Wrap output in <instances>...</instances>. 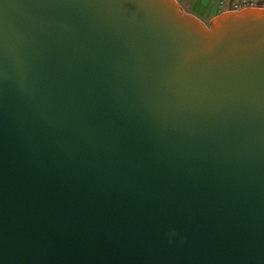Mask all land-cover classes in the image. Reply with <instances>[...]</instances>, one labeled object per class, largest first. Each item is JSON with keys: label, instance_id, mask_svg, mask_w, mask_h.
I'll return each mask as SVG.
<instances>
[{"label": "water", "instance_id": "water-1", "mask_svg": "<svg viewBox=\"0 0 264 264\" xmlns=\"http://www.w3.org/2000/svg\"><path fill=\"white\" fill-rule=\"evenodd\" d=\"M0 264H264V8L0 0Z\"/></svg>", "mask_w": 264, "mask_h": 264}, {"label": "crops", "instance_id": "crops-1", "mask_svg": "<svg viewBox=\"0 0 264 264\" xmlns=\"http://www.w3.org/2000/svg\"><path fill=\"white\" fill-rule=\"evenodd\" d=\"M187 13L197 16L204 24L216 15L232 9V0H177ZM249 7L264 8V0H251Z\"/></svg>", "mask_w": 264, "mask_h": 264}, {"label": "built area", "instance_id": "built-area-1", "mask_svg": "<svg viewBox=\"0 0 264 264\" xmlns=\"http://www.w3.org/2000/svg\"><path fill=\"white\" fill-rule=\"evenodd\" d=\"M251 0H232V9L237 10L239 8L246 7L250 4Z\"/></svg>", "mask_w": 264, "mask_h": 264}, {"label": "rangeland", "instance_id": "rangeland-1", "mask_svg": "<svg viewBox=\"0 0 264 264\" xmlns=\"http://www.w3.org/2000/svg\"><path fill=\"white\" fill-rule=\"evenodd\" d=\"M246 7H249V6H246ZM243 8H245V7H243ZM242 7L241 8H239V9H237V10H240V9H243Z\"/></svg>", "mask_w": 264, "mask_h": 264}]
</instances>
